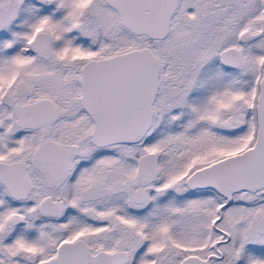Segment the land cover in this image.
Segmentation results:
<instances>
[{"label": "snow or ice", "instance_id": "6c2138e0", "mask_svg": "<svg viewBox=\"0 0 264 264\" xmlns=\"http://www.w3.org/2000/svg\"><path fill=\"white\" fill-rule=\"evenodd\" d=\"M0 264H264V0H0Z\"/></svg>", "mask_w": 264, "mask_h": 264}]
</instances>
